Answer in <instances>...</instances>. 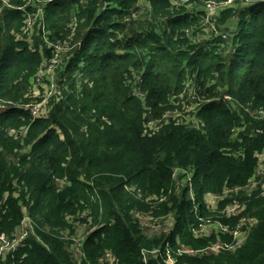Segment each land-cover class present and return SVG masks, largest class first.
I'll use <instances>...</instances> for the list:
<instances>
[{
  "label": "trees",
  "instance_id": "16d2710c",
  "mask_svg": "<svg viewBox=\"0 0 264 264\" xmlns=\"http://www.w3.org/2000/svg\"><path fill=\"white\" fill-rule=\"evenodd\" d=\"M25 1L8 0V7L0 2V96L15 103L29 91L43 58L51 57L41 37L33 45L16 39L24 13L14 8ZM86 1L57 0L46 7L51 40L81 43L71 53L68 85L49 103L50 115L33 120L22 109L0 111V234L16 233L25 215L34 223L23 249L2 264H98L107 252L115 264H164L144 252L167 243L174 251L181 245L204 249L217 241L216 234H193L200 218L213 222L205 197L226 186H245L257 167L256 154L264 150V121L249 112L264 108V0L241 4L240 22L232 23L236 32L227 41L215 37L226 45L215 40L210 48L191 41L205 17L196 0V12L172 5H186L182 0H148L149 15L140 21L132 19L140 11L136 0ZM73 7L76 28L69 27ZM150 19L159 25H147ZM134 76L143 81L144 102L131 94ZM186 88L200 103L197 117L206 129L171 119L157 132L149 129V117L163 121L172 109L169 98ZM225 94L230 101L222 99ZM242 123L248 132L232 143L230 134ZM22 127L26 133L10 135L11 128ZM25 147L29 151L23 153ZM175 172L191 178L182 195L171 191ZM237 196L247 205L249 216L243 217L258 220L243 246L183 254L177 264H264V196ZM233 202L225 199L219 206ZM85 211L94 230L80 262L61 232L71 228L73 234L68 218ZM170 213L176 220L171 232H145L141 215L157 219Z\"/></svg>",
  "mask_w": 264,
  "mask_h": 264
},
{
  "label": "built area",
  "instance_id": "2783aa9c",
  "mask_svg": "<svg viewBox=\"0 0 264 264\" xmlns=\"http://www.w3.org/2000/svg\"><path fill=\"white\" fill-rule=\"evenodd\" d=\"M57 1V0H26L24 5H22L20 8H14L17 11H21L24 14V24L21 32L16 33V36H20L21 38L19 40H24V38H33L35 34L37 36H41L43 41H45L48 45V49L51 51V57L43 58L44 63L39 71V73L36 76V84L34 86H40L46 90L45 96L47 97V94L49 92H53L52 96H60L62 89L68 85V78L65 77L62 79L61 73H63L62 69L63 66L62 60L60 59V55L62 54H68L71 55L73 51H76L80 49L81 43H77L73 46L67 45L66 47L60 46L58 42L52 41L50 38L51 32L47 30V22H46V7L48 4ZM183 1V0H182ZM190 0H184V2H188ZM197 4H201L204 11H205V19L208 16L207 23L214 22L212 31L213 35L215 37H222L225 40H230L232 35L230 32V29H220L217 25V22L215 21L216 15H218L219 12L224 11L228 7V1L226 2H217L215 0L213 1H206V0H196ZM1 3L6 4L5 6L8 7V0H0ZM231 5L233 7H238L241 4L244 5H250L253 3L251 0H231ZM107 3L103 4L101 7L105 8V5ZM237 5V6H235ZM13 8V7H9ZM32 9V11L30 10ZM37 17H40L42 19L43 24L41 23L39 26V29L35 33L34 24L36 26V19ZM217 26V27H216ZM200 30H203V28L200 26ZM227 33V34H226ZM199 37H201V33L199 34ZM61 72V73H59ZM47 78V80L45 79ZM51 96V97H52ZM221 99V96L219 97ZM218 99V100H219ZM222 99L225 101H230L231 98L225 94L222 96ZM42 104H33L29 103L28 105H16L15 102L12 101H4L0 97V111H5L11 107L18 108L25 110L30 113L31 117L33 119H41L46 118L48 114L44 113V110L41 109ZM200 103H196V107H199ZM200 108V107H199ZM253 116H255L258 119L264 118V108H258L254 111H249ZM259 116V117H258ZM180 120V118H177ZM151 123V121L149 122ZM179 123V122H178ZM27 132V131H26ZM25 132V133H26ZM260 132V131H259ZM22 133V132H21ZM10 135L17 136L18 131L16 130H10ZM261 156V169L264 173V153L260 155ZM178 173H174V176H177ZM191 180V178H189ZM217 199H221L219 196H215ZM224 196H222V199ZM150 200H152L150 198ZM161 199V201H163ZM245 209V205L243 206L240 203L233 202L229 204L223 211L224 216L227 218L236 217L240 213L243 212ZM82 217L87 216V218H82L81 223H84L82 226L86 229L85 237H82L81 239L76 240L79 236L77 235L76 238H74L75 234H71L69 231V234H71V240L73 242H77V247H71V251L73 256L76 257L78 261H82L84 258V244L86 238L92 233L94 230L92 226H90V211H85L80 214ZM87 219L88 222H84L83 220ZM202 223L200 226L195 227L193 229V234L197 238L202 237H209L210 233L206 231V227L209 226V223H211L210 220H204L203 218H200ZM256 219H251L247 217H242L236 225H229L224 224L220 222H216V231L215 234L217 235V241L212 242L209 246H207L204 249H194L191 247L186 246H179V248L174 251L172 247L170 246V243H167L166 246L156 248L149 252H144L145 254H151L152 256L158 258L161 257L163 259L164 264H167V262L170 260L168 264H176V259L174 258V255L177 256V252L181 255L188 254V255H198V254H209V253H220L222 251H230L234 252L237 249L241 248L245 241L247 240L249 236V232L251 227L256 223ZM144 227L148 229V231H151L153 233H158L162 230L161 223L152 218L145 219V222H143ZM34 232V223L29 215H25L21 222L20 226L18 228V231L12 235H6L4 233L0 234V264H2L9 256L18 254L23 247L25 246V243L27 239L30 238L31 235H33ZM75 233V230H74ZM78 234V233H77ZM228 238V239H225ZM65 239V237H63ZM116 259L114 255L111 252H107L104 257L99 259L98 264H115Z\"/></svg>",
  "mask_w": 264,
  "mask_h": 264
},
{
  "label": "rangeland",
  "instance_id": "374dc122",
  "mask_svg": "<svg viewBox=\"0 0 264 264\" xmlns=\"http://www.w3.org/2000/svg\"><path fill=\"white\" fill-rule=\"evenodd\" d=\"M191 1H193V0H190L188 2H184V0H183L182 1L183 4H186V5L176 4V3H173L172 5L175 6L176 8L181 6L182 9L185 6L188 11L196 12L197 9L192 7L194 3H191ZM220 1H223V0H220ZM230 1L231 0L228 1V7L223 11V13L216 15L215 21L221 23V21H219V20H221V19H222V21L224 20L223 18L220 17L221 15H223L225 18V20L223 21L224 22L223 29H226V28L230 29V32L232 35L234 32H236V28L234 27V24H232V23L234 21L240 22V16L238 15V13H239V11H241V9L239 7H233V5H231ZM83 2H85V4L87 3L86 0H83ZM135 5L139 6L140 11H139V14H137V12H134L132 14V17H133L132 19H136V20L140 21L143 18V16L149 15L148 14V12H149L148 0H136ZM173 6H171L170 9H171V11L175 12V8ZM235 6H237V5H235ZM73 10H74L73 11V18L69 24V27L76 28L77 23L75 21V16H76L77 11L74 7H73ZM47 18L48 17L46 15V22H47ZM207 21H208V16L205 19H201L200 26L203 28V30H200L201 37L191 39V41H193L194 44H200V45L204 44L208 48H210L211 46L210 45L208 46V43L214 42L215 40H219L218 43H220L221 47H224L226 45V43L224 41H222L221 39H216L212 33V31H214V29H213L214 22H211V24H210V23H207ZM41 23L43 24L42 19L40 17H37L36 26L34 24L35 33L39 29V26H40L39 24H41ZM149 23H152L154 25H159L160 21L155 20V19H150V20H147V25ZM63 24L65 25V22L61 23L60 26H62ZM64 25H63V27H64ZM200 26H199V29H200ZM129 31H130V27L127 26L125 29V32H129ZM39 37H41V36L39 35ZM39 37L35 34V36L33 38L28 37V38H24V40L27 41L28 43H30L31 45H33L35 43V38H39ZM18 38L20 39L21 37L16 36V39H18ZM223 40H225V39H223ZM13 41L16 42L14 39H13ZM72 41L73 40L71 39V37H70V39H68L66 41L57 40V42L62 47H66L67 45H71ZM225 41H227V40H225ZM17 48H19V47L17 46ZM9 51H11V50H9ZM9 51L6 52V58L7 59L9 58L8 57ZM60 59L62 60L61 65L63 66V69H62L63 73H61V72H59V73H61V77L63 79L65 77H68L69 73L71 75V70L74 68V65L71 67V61H70L71 55L62 54V55H60ZM43 63H44V60L40 63V66H39L40 69H41ZM68 82H69V78H68ZM33 83L36 84V77L34 78ZM33 83H31L30 86L28 84L29 91L26 94H24L18 102H16V105H28L29 103H33V104L39 103V104H42L40 108L44 110V113L50 115L51 108L49 106V103L51 102V99L54 97L55 94L52 96L53 92L52 93L49 92L47 94V97H46L45 96L46 90L40 86L39 87L34 86ZM131 86H132L131 94L140 98V100L144 102V99H145L144 89L145 88L143 86L142 79L140 77L137 78L134 76L132 83H131ZM193 100H195V102H193ZM196 103H198V101L194 97L193 92H191V89L186 88L185 92H183L182 94L175 96V97H171V99L169 98L168 106H170L172 109L167 110L166 112L163 113V116H162L163 121H161L160 119L154 118V116H151V117H149L150 118L149 120L151 121V123H147V126L152 131L157 132L158 130H160L159 128H161L163 126L162 123L164 122V119L166 120V122L171 119L174 121L177 120V122H179L180 124H183V125L190 127V128L201 129L203 127L206 129V123L204 126L203 121L197 117V114L200 111V109L198 107H196ZM248 109H246L247 113H249ZM29 115H30V113H29ZM30 117H31V115H30ZM177 118H180V120ZM32 119H33V117H32ZM259 121H264V118H262ZM168 122H170V121H168ZM245 124L246 123H244V124L242 123V125L236 126L232 130V133L230 134V141L232 143L235 142L236 139H238V137H240L241 135L248 132L249 126L247 127V125H245ZM10 130H16V131H18V134H20L21 132H26L28 129L26 127H22L20 130H17L14 128H11ZM10 130H9V133H10ZM22 135H24V134H22ZM27 151H29V147H25V149L23 150V153H25ZM241 153L242 152H235L234 154L236 156H240ZM263 153H264V150L256 154L257 167H256L253 175H251V177H249L245 186L237 187V188H235V187L230 188V187L226 186L222 193L216 194V195L213 193L211 194L210 204L215 206V207L213 208V210H210L211 212L209 211V216H207L209 219L213 220V222L209 223L210 226H213V224L216 225L215 221H219V220H222L224 223H227L229 225H235L238 223V221L241 217L249 216V215H245V212H244V213H240L236 217H232V218L225 217L224 213H222L221 211H223L225 209L227 204L224 206V208L223 207L220 208V206H219L221 202H225V199H229V201L234 200L236 203H240L244 206V202L241 201L240 198L239 199L237 198L238 197L237 195L239 193L244 192L245 196H252L254 193L260 192V196H264V173L262 172V169H261L262 162H261V156H260ZM189 178L190 177L185 178V176L183 174H180L179 176L177 175L176 181H175L176 185H173V183H172L173 188H171V191L175 192L176 194L182 195L183 188L186 186V184H189L191 182V180ZM183 179H184V182H182ZM58 184H59V186H63L62 181H58ZM182 184H184V185H182ZM178 185H180V186L182 185L181 188ZM215 196H219V197H221V199L218 200ZM222 196H224L223 199H222ZM240 196H242V195H240ZM216 205H217V207H216ZM80 214L81 213H79V214L77 213V215L70 216L68 218V221H69L68 224L69 225L71 224L72 227L75 229V233H73V235L75 234L74 238H76L77 235L79 236L76 240L81 239L82 237H85V233H86V229L82 227V226L85 227V225H83L84 223H81V220H82V218H87V216L82 217ZM135 217H136V214H135ZM156 217H158L160 219V221L162 223V227H164V231L161 233H153L151 231H148V229L146 228L145 232L148 233L149 236L171 232V230L174 228L175 223H176L175 214L170 213L167 216L165 215V216H156ZM148 218L149 217H146L145 219H148ZM250 218L253 219L252 217H250ZM224 220H228V222H225ZM233 221H235V223ZM256 221L258 222L257 219H256ZM68 229H71V228H67V229L63 230L61 233H62V239H63V237H65L64 242H65V245H67V250H69V252H70L72 246L75 248L79 244L77 245V242H73L71 240V234H69ZM212 231H215V230H212ZM186 247H190V246H186ZM180 256H181V254L178 252H177V256L174 255V258L176 259V264H177L178 258ZM169 262H170V260L167 262V264Z\"/></svg>",
  "mask_w": 264,
  "mask_h": 264
},
{
  "label": "crops",
  "instance_id": "0c3cea01",
  "mask_svg": "<svg viewBox=\"0 0 264 264\" xmlns=\"http://www.w3.org/2000/svg\"><path fill=\"white\" fill-rule=\"evenodd\" d=\"M239 7V6H238ZM240 8V7H239ZM234 28V27H233ZM205 200H206V202L208 203V208L210 209V210H213V208L215 207V206H213V205H211L210 204V201H211V194H208L206 197H205ZM219 200V199H218ZM216 207H217V205H216ZM146 217H149V218H152L151 216H149V215H145V214H143V215H141L140 216V219L142 220V222H145V218ZM153 219V218H152ZM156 220H158L160 223H161V221L157 218ZM161 225H162V223H161ZM217 226L216 225H214L213 224V226H207L206 227V231L208 232V233H210V236L211 235H214L215 234V232L214 231H212V230H215L216 231V228ZM164 231V227L162 228V230L160 231V232H158V233H161V232H163ZM172 231V230H171ZM166 232V231H165ZM196 237V236H195ZM180 244V243H179Z\"/></svg>",
  "mask_w": 264,
  "mask_h": 264
},
{
  "label": "bare ground",
  "instance_id": "6f19581e",
  "mask_svg": "<svg viewBox=\"0 0 264 264\" xmlns=\"http://www.w3.org/2000/svg\"><path fill=\"white\" fill-rule=\"evenodd\" d=\"M39 25H40V24H39ZM45 79H47V78H45ZM33 84H34V83H33ZM229 204H231V203H228V204L226 205V207H227ZM244 205H245V209H246V207H247L246 203H244ZM226 207H225V208H226ZM245 209L243 210V212L245 211ZM243 212H242V213H243ZM237 216H238V215H237ZM256 224H257V222H256L254 225H256Z\"/></svg>",
  "mask_w": 264,
  "mask_h": 264
}]
</instances>
